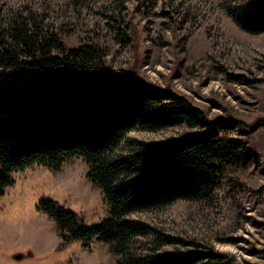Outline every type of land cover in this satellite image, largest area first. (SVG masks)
Segmentation results:
<instances>
[{"label": "rangeland", "instance_id": "374dc122", "mask_svg": "<svg viewBox=\"0 0 264 264\" xmlns=\"http://www.w3.org/2000/svg\"><path fill=\"white\" fill-rule=\"evenodd\" d=\"M237 8L251 9V0H0V36L13 43V28L28 26L41 41H61L66 50L98 48L110 76L136 74L147 85L171 88L211 120L238 122L228 135L246 141L256 162L227 167L211 202L180 201L130 218L186 242L164 252L191 251L193 243L225 257V264H264V125L253 129L264 119V33L242 30L232 13ZM214 83L224 91L210 88ZM189 131L138 130L128 139L157 143ZM87 172L85 161L75 159L57 173L35 166L13 175L14 185L0 197V264H116L101 242L58 252L59 228L38 210L48 199L86 225L106 218L108 205ZM218 245L236 246L246 259ZM147 246L145 239L137 244L139 252Z\"/></svg>", "mask_w": 264, "mask_h": 264}, {"label": "trees", "instance_id": "16d2710c", "mask_svg": "<svg viewBox=\"0 0 264 264\" xmlns=\"http://www.w3.org/2000/svg\"><path fill=\"white\" fill-rule=\"evenodd\" d=\"M251 3V9H235L234 20L247 33L263 34L264 0ZM12 38L0 36V197L15 173L35 166L57 173L82 159L108 216L86 225L59 203L41 200L38 210L59 228L58 252L76 242H101L116 264H225V257L193 243L191 251L164 252L186 242L130 216L180 201L211 202L227 167L257 161L246 141L228 135L239 123L211 120L171 88L147 85L136 74L110 76L98 48L66 50L61 41H41L28 26L14 27ZM55 48L61 55L47 52ZM260 124L264 119L253 129ZM179 126L190 131L157 143L128 139L134 131ZM141 239L150 247L139 252Z\"/></svg>", "mask_w": 264, "mask_h": 264}, {"label": "bare ground", "instance_id": "6f19581e", "mask_svg": "<svg viewBox=\"0 0 264 264\" xmlns=\"http://www.w3.org/2000/svg\"><path fill=\"white\" fill-rule=\"evenodd\" d=\"M162 69V68H161ZM151 78H156V75L155 74H151ZM210 88H212L213 90H215V91H218V92H223L224 90H223V88H222V86H221V84H219V83H214V84H212L211 85V87ZM210 88L209 89H207V90H204L205 92H209V90H210ZM182 89V88H181ZM206 94V93H205ZM233 102V101H232ZM249 229V228H248ZM251 230V229H250ZM248 231V230H247ZM252 232V231H251ZM253 233V232H252ZM242 234H244V233H242ZM246 234V233H245ZM247 235V234H246ZM248 236V235H247ZM249 238V237H248ZM218 247L221 249V250H223V251H228V252H232V253H234V254H236V256L240 259V260H242V259H246V257L243 255V253H242V251L241 250H239V248L238 247H236V246H231V245H225V246H221V245H218Z\"/></svg>", "mask_w": 264, "mask_h": 264}, {"label": "water", "instance_id": "95a60500", "mask_svg": "<svg viewBox=\"0 0 264 264\" xmlns=\"http://www.w3.org/2000/svg\"><path fill=\"white\" fill-rule=\"evenodd\" d=\"M14 257H15V259H17V260H20V259H22V258L24 257V255H23V254H17V255H15Z\"/></svg>", "mask_w": 264, "mask_h": 264}]
</instances>
